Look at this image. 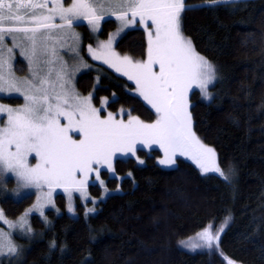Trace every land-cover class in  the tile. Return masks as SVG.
<instances>
[{"label":"trees","instance_id":"obj_1","mask_svg":"<svg viewBox=\"0 0 264 264\" xmlns=\"http://www.w3.org/2000/svg\"><path fill=\"white\" fill-rule=\"evenodd\" d=\"M199 1L205 0H186ZM190 9L181 14L182 33L217 73L210 100L199 91L190 95L193 132L215 150L228 180L204 175L182 158L175 167L163 168L157 164L158 150L138 149L136 158L115 159L111 176L100 172L107 189L120 191L99 201L94 213L85 214L76 199L77 216L72 217L63 196H56L57 212L33 215L34 238L18 240L24 244L21 253L1 264H227L226 257L236 264H264V0ZM102 28L99 36L106 38L115 22L105 20ZM115 49L143 59L144 31L127 30ZM76 87L93 93L96 105L108 98L111 112L128 109L143 122L156 118L132 93L133 84L103 65L80 74ZM3 101L21 103L19 98ZM89 194L99 198L102 188L91 185ZM31 203L32 196L15 200L0 194L9 219ZM227 217L219 248H180L208 225L219 232Z\"/></svg>","mask_w":264,"mask_h":264},{"label":"snow or ice","instance_id":"obj_2","mask_svg":"<svg viewBox=\"0 0 264 264\" xmlns=\"http://www.w3.org/2000/svg\"><path fill=\"white\" fill-rule=\"evenodd\" d=\"M211 3L231 5L237 0H211ZM35 9H47L48 14L37 13ZM186 10H194L187 8L186 0H71L68 7L64 6L62 0H53L51 7L48 0H0V41L4 39V33H31L26 38L32 41L33 50L38 39L49 38L38 37L41 29H70L74 21L86 20L96 31L105 12L115 15L121 21L122 28L135 26L138 19L139 25L148 33L147 60L133 61L128 56L119 57L113 52L111 55L114 59H104V63L134 81L139 96L157 114L153 124H144L136 117H131L125 123L122 119L117 120L111 112L106 119H101L100 110L91 104V95L80 98L65 91L55 97L57 103L52 105L46 90L33 85L36 92L44 91L45 95L24 94V108L15 112L7 109L8 124L0 128V175L4 172L14 173L24 188L35 187L43 191V186L47 185L50 190L48 196L51 190L60 187L66 192L83 190L89 173L94 171L96 179L100 180V167L94 168V165L107 166L111 172L115 153L135 155V146L139 143L145 146L158 144L164 152V158L159 161L162 165L175 164L177 154L189 155L202 174L216 172L227 181L228 176L220 166L215 150L201 143L193 132L189 91L193 86L198 87L204 98L210 100L208 85L216 79V69L183 35L181 14ZM56 16L63 23H53ZM8 21H28L31 26H5ZM147 21H151V24ZM74 39L78 40L79 37L74 36ZM112 42V37H109L108 42L101 44L100 48L110 49ZM89 51L93 59L100 58L91 48ZM153 66H158L159 71H154ZM45 83L47 80L41 78L40 85ZM5 86L19 90L16 81H9L0 74V92L4 91ZM70 95L73 102L69 101ZM113 102H117L115 98ZM108 103L105 98L102 107ZM0 111H3V106H0ZM60 116L67 119V125H61ZM69 132H78L80 139H73ZM12 148L15 150L12 151ZM31 153H35L39 161L35 167L29 165ZM100 182L103 185V181ZM40 207L42 205L38 198L34 208ZM69 211H72L71 206ZM88 211L94 209L89 208ZM3 219L0 212V220ZM230 219L226 218L219 232L214 233L213 225H208L197 233L202 243H190L192 238L182 243L192 250L202 247L211 250L214 245L219 248L220 233ZM23 221L21 217V223ZM4 222L10 224L7 220ZM7 251L15 255L17 249L10 245ZM0 254H4L2 248ZM225 259L227 264H234L231 259Z\"/></svg>","mask_w":264,"mask_h":264},{"label":"rangeland","instance_id":"obj_3","mask_svg":"<svg viewBox=\"0 0 264 264\" xmlns=\"http://www.w3.org/2000/svg\"><path fill=\"white\" fill-rule=\"evenodd\" d=\"M241 1V0H237ZM107 2V0H105ZM71 4V3H70ZM213 5L211 0L199 1V2H186L187 8L195 7V6H207ZM70 6V5H69ZM68 7V6H66ZM37 13H44L45 15L48 14V11L42 9H35ZM104 20H113L115 22V28L111 30L106 38H101L99 33L101 32L102 23ZM53 23H63L59 20V17L56 16L53 20ZM150 25L151 21H147ZM5 26H31V23L25 21L24 23L15 22V21H8L5 22ZM121 21H118L115 18V15L109 14V12L104 13V19L101 20L99 29L93 31L92 27L88 24L86 20H78L74 21L72 28H55V29H41L39 36H47V39H38L35 50H33L32 41L27 39L28 35L31 33L25 34L23 32H15V33H4V39L0 41V74H2L7 80L9 81H16L18 84L19 90L16 88L9 89L5 86L3 92H0V106H3V111H0V128L6 127L8 124V112L7 109H12L14 112L16 110H20L24 108L26 101L25 95H38L43 96L45 95L44 91L36 92V88L33 85L40 86L46 90L47 95L50 97L49 103L55 105L57 100L55 97L60 94L62 95L65 91L76 94L80 98H86L91 95V104L94 108L100 110L101 119H106L108 113L111 112L107 109V105L102 107V101L106 98H101L98 105L93 102V93L83 94L81 93L76 87V79L77 77L86 72L89 69L95 68V64L103 65L110 70H112L115 74L124 77L130 83L133 84L134 88L132 93L139 97L150 109L154 112L155 110L144 101V99L139 96L136 88V84L134 81L129 80L127 76L122 75L120 72H117L114 68L109 67L108 64L104 63V59H114L112 57V53L114 52L119 57H124L128 55H123L115 49V43L119 39V37L124 34L127 30L130 29H141L145 33L146 38V53L143 59H133V61H146L148 58V33L145 31L144 27L139 25L138 19L135 26L123 27L122 30ZM184 35V34H183ZM74 36H78L79 39H74ZM185 36V35H184ZM15 37V39H13ZM109 37H112V45L110 49H101V44H106L109 40ZM186 37V36H185ZM187 38V37H186ZM189 39V38H188ZM93 42V43H92ZM92 49L93 52H96L97 56L100 57L98 59H93L92 52L89 49ZM154 71H159L158 66H153ZM45 78L47 83L44 85H40V79ZM217 80V73L216 79L208 85V90L210 92V88ZM193 91H199L203 100L208 101L209 99H205L203 94L201 93L198 87L193 86V88L189 91V108H190V95ZM11 98H19L21 100L20 104H10L4 102L3 99H11ZM109 101V99L107 98ZM69 101L71 100V95L69 96ZM43 103V101L41 102ZM44 106H47L46 104ZM67 108V105H64ZM123 110V112L121 111ZM113 116L117 120H123L125 123L131 118L136 117L134 115H129L128 109H119L116 112H111ZM156 113V112H155ZM78 118V117H77ZM137 118V117H136ZM156 118L152 122H143L144 124H153L155 123ZM60 123L62 126L67 125L68 121L65 119L64 116L59 117ZM69 135L73 139H80V135L78 132H69ZM197 137V136H196ZM198 138V137H197ZM199 139V138H198ZM200 140V139H199ZM201 141V140H200ZM201 143H203L201 141ZM204 144V143H203ZM205 146H208L204 144ZM136 149H142L146 151H150L152 149H156L160 152V156L157 158V164L163 168H173L176 166V159L182 158L190 163H192L196 168L200 171L201 169L197 166V164L189 157V155H179L177 154L174 157L175 164L172 165H162L159 163L161 159L164 158V152L160 148L158 144H151L150 146H145L143 144H136ZM211 147V146H208ZM212 148V147H211ZM12 151L15 149L12 148ZM137 154V151H136ZM136 154L132 155L131 153L123 154L121 152H116L115 155L112 157V167L115 159L117 158H136ZM29 165L35 167V165L39 162L38 158L35 156V153H31L28 157ZM100 167L101 171H107L108 174L111 176L113 171H109L107 166H97ZM226 175L228 176L227 172L225 171ZM217 175L221 177L216 172H208L204 175ZM78 178L79 174H78ZM12 180L14 183L12 186H8L7 182ZM103 181V185L100 181ZM91 185H98L102 188V194L99 198L92 197L89 194V187ZM49 188L47 185L43 186V191L35 187L24 188L21 187L16 175L12 172H4L0 175V194L3 196L11 197L12 199L18 200L26 196H32V203L15 219L7 218L1 207L0 212L3 213V220H0V248L3 249L4 254H0V264L2 261L15 258L24 248L23 240H31L35 236V232L33 231L31 225V217L33 215H37L41 218L45 217L47 211L52 210L56 211L57 202L56 196L60 195L63 196L65 201V212L72 216L76 217L75 206H76V199H79L80 203L84 207V213L90 214L96 211V205L99 201H103L107 196L117 193L120 190H109L105 187V182L101 178L100 180L96 179V173L93 171L92 173L88 174L87 184L83 188V190H71L65 191L64 188H55L51 190V195L48 196ZM39 198V202L42 205L40 208H34V205H37ZM71 206L72 211H69V207ZM92 208L94 211L89 212L88 209ZM43 212V215H41ZM27 213V215H25ZM21 217L24 218L23 223H21ZM4 220L10 222L5 223ZM28 228H31V231H28ZM225 230V228H224ZM201 232V231H200ZM221 235V233H220ZM192 240L190 243H202L198 240L197 234L191 237ZM189 241V238L183 240L182 242ZM180 243V248L189 252H194L202 249H206V247L197 248L192 250L190 246H185L183 243ZM14 246L17 249L15 255L8 253L7 249L9 246ZM236 264V263H234Z\"/></svg>","mask_w":264,"mask_h":264},{"label":"flooded vegetation","instance_id":"obj_4","mask_svg":"<svg viewBox=\"0 0 264 264\" xmlns=\"http://www.w3.org/2000/svg\"><path fill=\"white\" fill-rule=\"evenodd\" d=\"M40 2H43V0H40ZM62 2L64 3V6L66 7L70 5L71 0H62ZM48 3H49V7H51L53 0H48ZM42 10L48 11L47 9H42Z\"/></svg>","mask_w":264,"mask_h":264}]
</instances>
